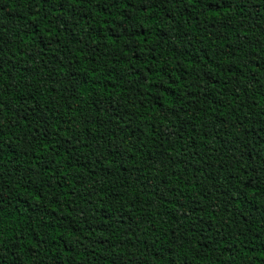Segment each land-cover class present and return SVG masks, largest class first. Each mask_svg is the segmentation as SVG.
Instances as JSON below:
<instances>
[{
    "label": "trees",
    "instance_id": "16d2710c",
    "mask_svg": "<svg viewBox=\"0 0 264 264\" xmlns=\"http://www.w3.org/2000/svg\"><path fill=\"white\" fill-rule=\"evenodd\" d=\"M0 264H264V0H0Z\"/></svg>",
    "mask_w": 264,
    "mask_h": 264
}]
</instances>
